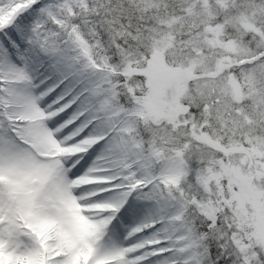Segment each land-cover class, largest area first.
<instances>
[{
    "label": "snow or ice",
    "instance_id": "obj_1",
    "mask_svg": "<svg viewBox=\"0 0 264 264\" xmlns=\"http://www.w3.org/2000/svg\"><path fill=\"white\" fill-rule=\"evenodd\" d=\"M0 264H264V0H0Z\"/></svg>",
    "mask_w": 264,
    "mask_h": 264
}]
</instances>
